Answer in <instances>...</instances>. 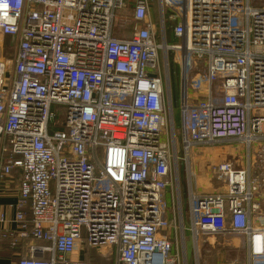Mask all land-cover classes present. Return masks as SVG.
<instances>
[{"label":"built area","instance_id":"2783aa9c","mask_svg":"<svg viewBox=\"0 0 264 264\" xmlns=\"http://www.w3.org/2000/svg\"><path fill=\"white\" fill-rule=\"evenodd\" d=\"M127 8L118 30L138 27L118 37ZM152 8L0 0L13 44L0 57V183L19 171L14 222L34 244L17 264H92L70 259L83 241L101 264H181L186 231L194 251L203 236H240L230 264H264V0H157L159 24ZM235 141L244 160L210 169L224 191L195 192L191 149Z\"/></svg>","mask_w":264,"mask_h":264},{"label":"rangeland","instance_id":"374dc122","mask_svg":"<svg viewBox=\"0 0 264 264\" xmlns=\"http://www.w3.org/2000/svg\"><path fill=\"white\" fill-rule=\"evenodd\" d=\"M134 0H128V5L130 6ZM156 1L153 0V8L151 11V16L154 21L158 24L159 16H157L156 12ZM124 13V14H123ZM116 13V24L114 27V32L119 29L118 24L120 19L123 18L122 15L128 16L129 10L128 8L124 10V12ZM134 23L127 25V32L125 34H129L128 32L132 30ZM167 26L165 30L167 31ZM165 31V32H166ZM169 31V30H168ZM167 31V32H168ZM156 33H158V37L160 38L161 33L159 31L158 26L156 27ZM160 35V36H159ZM176 40L172 36V41L168 44L175 43ZM158 43L161 44V38L158 40ZM12 48L13 44L9 39L0 40V57L10 58L12 56ZM171 56V54H170ZM161 65H163L162 56L160 58ZM173 117H174V128L175 131H178L180 126V117L177 103L173 105ZM179 142V140H178ZM218 145V146H216ZM213 146H201L191 149L190 152V167L192 168V172L194 176L191 177V184L195 192L202 193L203 192H222L224 191V183L216 180L215 177L212 176L210 169L217 165L219 162L235 160L240 157V162L244 160L246 151L243 146L238 142H220ZM177 150H179V156H182V150H180V145L178 143ZM179 173H180V184H181V201H182V213L184 218V226L187 227V201L185 199V179L183 176V167L180 165ZM166 203V209L169 211L171 201L168 199L164 200ZM186 251L183 252V257L181 260V264H230L232 261L242 260L244 258V252L241 250L243 247V238L240 236H203L199 240L197 252L194 251L191 243V238L186 231ZM82 240H85V232L84 230L81 232ZM182 256V255H181Z\"/></svg>","mask_w":264,"mask_h":264},{"label":"crops","instance_id":"0c3cea01","mask_svg":"<svg viewBox=\"0 0 264 264\" xmlns=\"http://www.w3.org/2000/svg\"><path fill=\"white\" fill-rule=\"evenodd\" d=\"M134 26L138 27V25ZM131 31L128 32L129 34H125L127 31L121 32L117 29L114 33L118 37L129 38ZM3 39H9L12 43L11 38H2L0 40ZM13 173V177L5 179L0 183V264H17L20 258L26 256L29 247L34 245L31 238L20 236L17 224L14 222L19 193V171L16 170ZM25 212L27 218H29L28 208ZM106 256L98 255V253L89 248L83 241L82 243H78L77 249L70 255V259L74 261H88L92 264H101L106 260ZM44 257L47 258L46 255Z\"/></svg>","mask_w":264,"mask_h":264},{"label":"trees","instance_id":"16d2710c","mask_svg":"<svg viewBox=\"0 0 264 264\" xmlns=\"http://www.w3.org/2000/svg\"><path fill=\"white\" fill-rule=\"evenodd\" d=\"M167 31L165 32V36H166V43L168 44L169 42L172 41V33L170 32L169 28H167ZM168 63L170 66L169 83H170V88H171V96H172V100H173V105L176 103L178 105V100H177V90H178L177 67L172 62V57L170 56V54L168 55Z\"/></svg>","mask_w":264,"mask_h":264}]
</instances>
